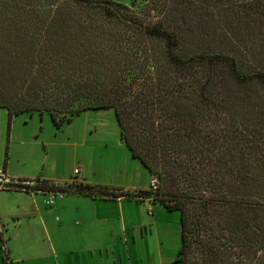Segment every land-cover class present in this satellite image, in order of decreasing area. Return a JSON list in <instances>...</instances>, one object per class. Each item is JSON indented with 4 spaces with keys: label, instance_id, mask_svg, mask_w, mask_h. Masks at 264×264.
<instances>
[{
    "label": "trees",
    "instance_id": "obj_1",
    "mask_svg": "<svg viewBox=\"0 0 264 264\" xmlns=\"http://www.w3.org/2000/svg\"><path fill=\"white\" fill-rule=\"evenodd\" d=\"M258 84L264 0H0V108L10 119L48 113L59 126L113 108L133 157L160 181L155 194L14 186L153 196L180 214L181 264H264Z\"/></svg>",
    "mask_w": 264,
    "mask_h": 264
},
{
    "label": "crops",
    "instance_id": "obj_2",
    "mask_svg": "<svg viewBox=\"0 0 264 264\" xmlns=\"http://www.w3.org/2000/svg\"><path fill=\"white\" fill-rule=\"evenodd\" d=\"M0 110L9 117L7 109ZM27 154L15 147L6 161L0 159V264H181L179 212L141 200L145 197L77 192L47 204L49 192L19 188L9 180L70 184L77 182L74 172L67 177L45 175V158ZM80 169L83 184L131 192L148 189L143 181L95 184L86 169Z\"/></svg>",
    "mask_w": 264,
    "mask_h": 264
},
{
    "label": "rangeland",
    "instance_id": "obj_3",
    "mask_svg": "<svg viewBox=\"0 0 264 264\" xmlns=\"http://www.w3.org/2000/svg\"><path fill=\"white\" fill-rule=\"evenodd\" d=\"M108 1L131 4V0ZM259 48L257 51L262 53ZM261 53L259 57L263 58ZM256 63L261 67L262 63ZM256 87L264 94L261 84ZM37 140L40 144L34 143ZM22 141L29 143L18 146ZM15 147L26 150L27 156L45 158V175L67 177L79 167L86 169L88 179L95 184L143 181L145 187L150 186L151 175L123 141L113 108L82 111L60 126L48 113H22L11 122L7 112L0 110L1 161H6Z\"/></svg>",
    "mask_w": 264,
    "mask_h": 264
},
{
    "label": "built area",
    "instance_id": "obj_4",
    "mask_svg": "<svg viewBox=\"0 0 264 264\" xmlns=\"http://www.w3.org/2000/svg\"><path fill=\"white\" fill-rule=\"evenodd\" d=\"M81 175V169L78 167H76L74 169V176H75V180L77 182H80L79 181V176ZM160 189V181L157 177H151V181H150V186L149 188L147 189L148 192L152 193V194H155L159 191ZM51 194V199H49L47 201V204H52L53 203V200L55 197H63L64 195H66L65 193H62V192H49ZM143 201H146V202H149V203H153L154 202V199H153V196H149V197H145L143 199H141Z\"/></svg>",
    "mask_w": 264,
    "mask_h": 264
},
{
    "label": "water",
    "instance_id": "obj_5",
    "mask_svg": "<svg viewBox=\"0 0 264 264\" xmlns=\"http://www.w3.org/2000/svg\"><path fill=\"white\" fill-rule=\"evenodd\" d=\"M10 182H13V183H18V184H27V185H32L34 184L35 182H31V181H24V180H9Z\"/></svg>",
    "mask_w": 264,
    "mask_h": 264
}]
</instances>
